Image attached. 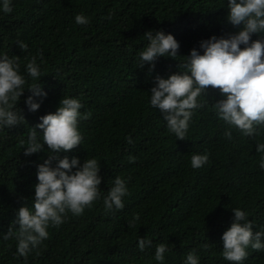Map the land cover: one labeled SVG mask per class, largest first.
<instances>
[{"label": "trees", "instance_id": "obj_1", "mask_svg": "<svg viewBox=\"0 0 264 264\" xmlns=\"http://www.w3.org/2000/svg\"><path fill=\"white\" fill-rule=\"evenodd\" d=\"M12 8L0 13V49L21 56V71L25 55L42 57L41 83L48 95L29 112L25 90L18 107L26 121L0 130V233L22 204L31 203L36 164L46 156H25L20 141L41 115L55 111L63 95L78 97L80 111L88 113L79 122L82 145L67 155L81 162L96 157L102 191L119 175L129 193L119 210L106 212L101 200L80 216L68 213L27 259L16 254L13 238L0 237V264H157L154 247L137 248V238L145 236L154 244L168 243L164 264H182L191 249L199 252L200 264H229L220 255V237L231 223V208L246 210L254 231L264 228V169L255 150L264 127L252 137L233 129L227 139L228 126L212 108L220 94L209 86L205 106L194 110L186 136L177 139L148 103V92L152 77L169 75L178 61L161 57L149 75L147 66L137 68L136 58L148 30L172 33L181 55L201 39L235 31L225 20L226 0H12ZM80 12L89 17L87 25L75 24ZM17 40L28 44L26 54ZM195 152L209 156L199 169L190 165ZM137 213L140 219L129 227ZM205 243L209 247L202 250ZM243 264H264V251L249 248Z\"/></svg>", "mask_w": 264, "mask_h": 264}, {"label": "clouds", "instance_id": "obj_2", "mask_svg": "<svg viewBox=\"0 0 264 264\" xmlns=\"http://www.w3.org/2000/svg\"><path fill=\"white\" fill-rule=\"evenodd\" d=\"M226 8L225 20L236 30L201 39L198 47L190 49L187 55L179 53L180 44L175 36L163 30L144 32L143 46L136 51L137 68L147 66L149 75L161 57L178 61L176 70L169 75L152 77L154 83L148 92V103L161 113L168 132L177 139L186 136L194 110L205 106L209 86L220 94L212 108L221 124L228 126L223 133L227 139H232L233 129L252 137L259 136L260 128L264 127V0H226ZM12 10V0H0V13ZM74 22L87 25L89 17L80 12L75 14ZM253 35L257 38L253 39ZM16 44L27 53V43L17 40ZM20 57L0 49V130L26 121L24 110L18 107L25 90L30 92L23 101L29 112L40 108L48 95L41 83L42 57L25 55L23 71ZM82 107L78 97L63 95L55 111L41 115L39 122L29 129L27 138L20 141L25 156L40 152L46 156L36 164L37 182L33 185L31 203L22 204L7 232L0 233L3 240L16 241L19 257L27 259L48 238V229L61 225L68 213L80 216L101 200L106 212L124 207V198L129 193L126 178L115 176L107 191H102L98 159L86 157L81 162L78 156L67 155L82 145L79 122L88 115L80 111ZM126 139L132 143L130 137ZM255 150L260 157L259 168L264 169V140L257 141ZM208 159L207 152H195L190 156V165L199 169ZM231 211L234 213L231 223L220 237V255L229 264H243L249 248L264 251V228L254 231L255 223L246 210L233 207ZM139 219V214H134L129 227ZM153 247L152 259L164 264L170 251L168 243L154 244L148 236L137 238L141 252ZM208 247L205 243L202 250ZM182 264H200L197 249L189 250Z\"/></svg>", "mask_w": 264, "mask_h": 264}]
</instances>
